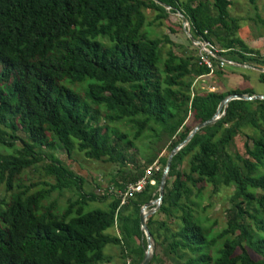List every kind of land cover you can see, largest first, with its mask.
<instances>
[{
	"label": "trees",
	"instance_id": "trees-1",
	"mask_svg": "<svg viewBox=\"0 0 264 264\" xmlns=\"http://www.w3.org/2000/svg\"><path fill=\"white\" fill-rule=\"evenodd\" d=\"M230 4L0 0V186L7 192L0 195V264H104L111 258L105 245L116 246L128 264L140 262L145 241L138 212L157 197L167 153L211 117L225 95L253 94L192 87L194 78L221 75L228 64L205 55L219 68L213 70L197 55L161 52L160 40L143 29L144 10L154 12L157 24L178 10L190 35L216 48V56L264 67V59L253 57L236 36ZM257 78L264 83V72ZM244 129L251 132L243 133L240 153L233 143ZM161 139L165 147L150 146ZM143 140L149 153L142 165L133 164L129 149ZM55 149L116 164L119 173L131 163L130 172L119 176L120 183L112 179L113 191L86 193ZM156 157L159 167L147 175L153 184L124 198L115 192L145 175ZM27 168L51 181L25 185ZM208 186L212 193L232 186L219 231L200 215L208 206L202 205ZM71 189L77 196L62 206L51 198ZM93 201L104 206H89ZM145 224L154 245L147 264H264V99L229 100L219 119L191 136L172 156L160 204Z\"/></svg>",
	"mask_w": 264,
	"mask_h": 264
},
{
	"label": "rangeland",
	"instance_id": "rangeland-1",
	"mask_svg": "<svg viewBox=\"0 0 264 264\" xmlns=\"http://www.w3.org/2000/svg\"><path fill=\"white\" fill-rule=\"evenodd\" d=\"M230 1L231 4L228 7L229 16L238 19L236 36L241 39L248 48L252 49L253 57L258 60L264 59V27L259 21L261 20L264 23V0H256L254 5L249 4L247 0ZM144 14L145 25L143 29L148 33L149 38L157 37L160 40L161 52L166 50V48H170L176 55H192L195 57L200 54L201 48L198 44L195 45L190 43L191 45H189L188 42L190 41L182 31V21L175 13H169L166 19H161V24H157V21H153V11L145 9ZM185 27L187 28L188 25L186 24ZM211 64L213 65V70L219 69L215 62H211ZM258 67L260 66H257L256 62L253 63L252 67H243L242 65L235 63L228 64L226 67L222 66L221 75H216V77L213 74L208 76L201 75L194 78L192 87L196 89L207 88L210 90L215 88L224 90L232 88L248 89L253 94L264 96V83L259 82L257 78L258 70L256 68ZM116 125L122 131L129 130L123 123ZM250 132L249 129H244L241 134L236 135L233 143L234 149L243 153V133ZM163 140L164 139H161L158 142H153L150 146H154V148L162 147L164 144ZM146 143V140H143L142 142L137 141L135 142L136 150L133 148L129 149V153H131V156L134 159L133 164L138 163L142 165L144 163V158L149 153V150L144 148ZM165 145L166 144H164V147ZM160 153L157 156H159ZM54 154L63 164L67 165L76 176H79L82 179L81 190L86 193L104 194V192L110 190L113 191V187L111 186L112 179L120 183L119 176L126 172H130L129 166L131 163L128 164L129 166L123 167V172L119 173L117 172L116 164L102 160L87 159L78 152H73L70 156H66L63 151L55 149ZM156 159L157 157L154 158V161L150 165L153 169L159 167ZM39 164L37 165L39 166ZM21 178L25 185L43 179L50 180L43 177L39 170L32 168L25 169ZM35 188L37 187H31V190ZM115 192L118 193L116 189ZM256 192H259V190H256ZM231 193L232 186H220L214 193L211 192V187L208 186L203 191L204 198L202 200V205L208 204V206L200 213V215L204 216L206 224L210 225L211 229L214 231H219L225 224L226 210L229 207L228 198ZM0 195L7 196V192H4L3 186H0ZM76 196L77 193L74 189L64 190L60 194L55 192L51 194V198H55L57 205L59 206L64 205L66 198L73 199ZM89 206L103 207L104 205L101 202L93 201L89 202ZM157 218L161 219L162 216H157ZM105 232L116 233L117 230L116 228H108ZM103 251L111 257L110 261L104 264H122L123 260L125 261V264H128V258H121L116 246L105 245ZM250 254L254 256L252 252Z\"/></svg>",
	"mask_w": 264,
	"mask_h": 264
},
{
	"label": "water",
	"instance_id": "water-1",
	"mask_svg": "<svg viewBox=\"0 0 264 264\" xmlns=\"http://www.w3.org/2000/svg\"><path fill=\"white\" fill-rule=\"evenodd\" d=\"M156 1V0H155ZM159 3L161 6H163L165 9H169V6L164 5L160 2ZM174 13L180 17L181 21H182V31L184 32V34L186 35V37L188 38V40L190 41V43H193L196 41V39H194L189 31H188V27L186 28L185 25L187 24L186 20L184 19V17L181 15V13L178 10H174ZM215 58L217 59H221L223 62L227 63V64H232L234 62L225 60L223 58H220L218 56L215 55ZM242 65L243 67H252L249 65H244V64H239ZM258 70V72H264V68L262 67H258L256 68ZM232 99H240V100H252V99H264L263 95H259V94H241V93H228L227 95H225L220 102L218 103L214 113L211 115V117H209L206 120H203L197 124H195L190 130L189 132L186 134V136L179 142L177 143L172 149H170V151L167 153L166 159H165V163L164 166L162 168L158 183H157V197L150 200L149 202H147L146 204L142 205L139 208V212H138V220H139V230L144 238L145 241V248L142 254V258L140 260V262L138 264H147L148 261L151 259L152 253H153V240L150 236V233L146 227L145 224V220L147 215L154 213L161 201V197H162V193H163V186H164V181H165V177L170 165V161L172 156L181 148L183 147L191 138V136L200 128L207 126V125H211L212 123H214L217 119H219L225 112L226 109V105L227 102L229 100Z\"/></svg>",
	"mask_w": 264,
	"mask_h": 264
},
{
	"label": "built area",
	"instance_id": "built-area-1",
	"mask_svg": "<svg viewBox=\"0 0 264 264\" xmlns=\"http://www.w3.org/2000/svg\"><path fill=\"white\" fill-rule=\"evenodd\" d=\"M191 44H195V45L198 44L199 47L201 48L200 54L197 55L199 58L198 62L200 64H205L207 67H211L212 61H209L208 57H206L205 55H208L209 57H215L216 49L213 46H211L207 41H204V40L200 41L199 39H196V41ZM218 60L221 63H225L221 59H218ZM152 168H153L152 166H148L145 169V175L138 178L134 183H128L125 189L122 190V192L118 191V194L121 195L122 198H124L127 194L131 192L140 191L143 188L144 184L147 182L149 184H153L154 181L150 178H147V175L150 173Z\"/></svg>",
	"mask_w": 264,
	"mask_h": 264
}]
</instances>
